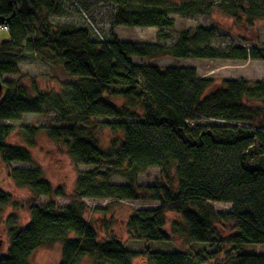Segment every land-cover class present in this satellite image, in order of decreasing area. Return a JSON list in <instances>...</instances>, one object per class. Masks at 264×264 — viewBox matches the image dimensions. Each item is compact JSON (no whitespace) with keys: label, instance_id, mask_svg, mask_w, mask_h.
<instances>
[{"label":"trees","instance_id":"obj_1","mask_svg":"<svg viewBox=\"0 0 264 264\" xmlns=\"http://www.w3.org/2000/svg\"><path fill=\"white\" fill-rule=\"evenodd\" d=\"M78 0H0V27L9 39L0 43V77L19 76L18 58L31 53L59 60L73 81L61 90H31L20 81H3L0 100V156L6 165L29 164L28 149L13 146V127L2 122L24 115L55 113L45 127L21 128L29 147L43 132L67 150L78 173L72 202L60 208L55 198L66 197L44 178L40 168L10 169L19 188H27L30 221L19 226L11 215L10 244L0 264H31L39 248L62 245L59 264H264V255L242 253L245 245H264V80L225 79L215 85L200 78L195 68L137 65L135 58L157 60L203 59L264 61V45L243 41L238 46L215 47V29L182 31L175 39L162 30L174 26L171 14L205 16L219 11L248 28L264 19V0H99L114 7L112 27L158 28L155 43L95 38L90 29L52 22L64 14L65 3ZM82 0L88 10V3ZM251 43V48L246 47ZM262 104L263 106H252ZM113 119L98 122V119ZM214 123L192 127L191 121ZM99 129L109 131L106 148L97 139ZM149 169L160 171L162 184L142 186L139 177ZM120 178L125 184L113 183ZM85 200L155 202L154 209L135 211L124 223L131 240L168 242L171 236L208 249L154 252L128 250L106 225L100 239L85 220ZM215 203L232 206L218 212ZM12 196L0 190V220ZM177 218L167 229V215Z\"/></svg>","mask_w":264,"mask_h":264},{"label":"rangeland","instance_id":"obj_2","mask_svg":"<svg viewBox=\"0 0 264 264\" xmlns=\"http://www.w3.org/2000/svg\"><path fill=\"white\" fill-rule=\"evenodd\" d=\"M173 3H181L183 0H170ZM88 10L83 7L82 0L65 3L64 14L52 16L51 20L55 24L73 25L86 27L90 29L92 35L101 41L110 39V33L113 32L117 38L123 42L155 43L159 33L158 28H128L112 27L111 16L114 13V7L105 4L99 0L88 3ZM175 21L174 26L162 30L165 34L175 39L182 31L196 27H206L215 29L217 38L213 45L215 47L225 48L228 46H238L243 41H250L254 44L264 45V19L254 22L250 29L244 25H237L233 18L224 15L219 11H214L211 15L201 14L180 15L171 14ZM9 39L8 32L0 27V43ZM251 43L246 47L251 48ZM137 65L157 64L166 66L193 67L196 69L200 78L211 79L215 85H220L225 79H246L252 81L264 80V61H223V60H203L187 59L173 60L166 57L157 60L134 59ZM20 67L19 76H2L3 81H20L22 84L31 88V90L59 92L65 82L73 81V78L66 76L62 70L59 60L48 59L31 53H23L18 58ZM252 106H263L262 104H251ZM55 113L44 109L42 114L24 115L20 120L2 122L13 127V132L9 137V143L13 146L24 147L29 150L32 163L21 164L12 163L6 165L0 156V190L10 194L14 202H17V208L14 206L6 207L3 217L0 220V256L6 254L9 244V226L6 220L11 215H17L19 226L25 227L30 221V204L33 202L36 206H42L49 202L48 198H33L27 188H19L9 177L10 169H29L40 168L44 178L53 186L61 188L66 197L55 198L58 207L64 208L73 201L71 194L75 190L76 180L79 172L89 170L85 166H76L68 155L67 150L58 146L50 140L43 132L35 138V145L29 147L21 134V128L26 127H45L52 125ZM113 119H98V122L112 121ZM213 121L198 119L191 121L192 127L205 128ZM111 138L109 131L99 129L97 139L103 148H106ZM113 183L125 184L120 178H114ZM138 183L142 186H151L162 184L160 171L158 169H149L139 177ZM86 212L85 220L96 230L100 239L106 235V225L115 232L122 240L125 247L131 251H143L149 249L154 252H173L177 250L197 251L199 247L208 249L206 244L189 245L183 239L177 236H171L168 242H144L131 240L124 230V223L131 214L139 210L154 209L158 206L155 202H111L107 200H85ZM214 208L218 212H230L232 206L226 203H215ZM175 214L167 215V229L169 231L171 222L175 220ZM242 253L264 255V245H245ZM62 257V245L55 244L50 248L37 249L32 257L31 264H59ZM80 264H91L90 260L85 258ZM133 264H146L141 258L135 259Z\"/></svg>","mask_w":264,"mask_h":264},{"label":"water","instance_id":"obj_3","mask_svg":"<svg viewBox=\"0 0 264 264\" xmlns=\"http://www.w3.org/2000/svg\"><path fill=\"white\" fill-rule=\"evenodd\" d=\"M3 94H4V85H3V81H2V79L0 77V100L3 97Z\"/></svg>","mask_w":264,"mask_h":264},{"label":"built area","instance_id":"obj_4","mask_svg":"<svg viewBox=\"0 0 264 264\" xmlns=\"http://www.w3.org/2000/svg\"><path fill=\"white\" fill-rule=\"evenodd\" d=\"M4 29H5L6 31H8V29H7L6 27H5Z\"/></svg>","mask_w":264,"mask_h":264}]
</instances>
